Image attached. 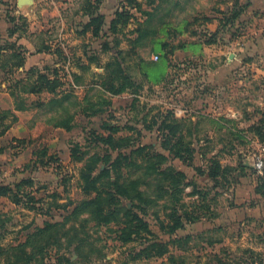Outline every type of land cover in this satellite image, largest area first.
Instances as JSON below:
<instances>
[{"label": "rangeland", "instance_id": "obj_1", "mask_svg": "<svg viewBox=\"0 0 264 264\" xmlns=\"http://www.w3.org/2000/svg\"><path fill=\"white\" fill-rule=\"evenodd\" d=\"M15 1L0 0V49L3 50L0 54V93L10 94L14 80L25 79L32 68L51 67L61 72L63 82L55 94L64 90L71 92L81 104L79 109L84 111L74 118L72 130L62 136L64 143L51 150L47 139L55 135L52 125L65 115L62 107L58 103L48 104L54 94L50 98L45 96L42 101L36 100L38 95L25 96L27 105L35 103L33 110L39 108L30 115V121L39 124V129L31 139L21 140L22 145L17 141L15 151L1 150L0 183L14 186L32 180L33 185H23L22 190L32 193L34 201L24 199L25 203L16 207L0 202L3 206L0 210L3 251L0 264H23L16 261L21 253L12 249L27 241L26 251L32 253L29 264H58L61 256L70 259V263L63 264L167 262V257L135 258L147 243L146 239L170 243L174 257L171 264H264V173L259 174L255 168L257 157L264 158V140L252 129L264 120V112H244L240 121V108H244L240 101V46H229L224 54L210 59V54L206 53L200 59L174 60L180 44L197 41L192 40L188 31L178 38V30H175L180 26L178 22L192 21L189 0H184L185 9L177 15L179 0H144L143 9L141 3L138 10H130L133 17L126 27L118 28V33H103L98 40L77 48L86 60L75 54L72 58L66 56L69 59L65 72L62 73L63 68L58 65L63 61L60 53L55 54L62 59L56 64L14 71L16 67L13 69L12 64H18V59L11 57L14 51L24 59V67L32 56L46 52L41 48L44 37L34 42L22 16L12 20ZM233 30L227 35V42L214 44L226 45L237 35V28ZM202 40L205 39L202 37ZM228 54L232 57L228 58ZM156 55L157 61L153 60ZM114 59L121 62L135 84L133 89L117 95L106 90L114 72V65H108ZM71 68L76 70L78 89L69 79ZM168 68L170 73L166 76ZM22 87L29 89L26 85ZM20 90L23 89L19 86L17 92ZM4 99L0 94V102L4 103ZM46 99L48 102L44 103ZM253 99L248 96L245 104H251ZM38 102L43 104L36 107ZM64 107L70 112L76 111L68 102ZM109 125H120L116 137H129L132 148L147 146L166 156L165 166L184 174L183 190L177 195L178 204L174 205L181 214L184 208L193 211L194 221L185 223L184 229L173 234L163 230L161 221L167 224L166 216L173 205L170 199L151 203L145 213L136 207L138 203L124 200L117 207V221L106 226H98L87 214L76 219L72 217V211L87 199L80 188L83 165L95 154L100 157L116 155L94 139V135L107 134ZM170 134L172 136H168ZM167 136L174 145L182 140V149L189 151L182 153L191 155L192 164L183 163L163 148ZM71 149L77 151L81 161H70ZM213 159L221 164L216 178L208 175ZM45 165L47 167H43ZM126 171L132 177L141 174L135 168ZM149 184H154L152 178ZM145 186L142 189L146 196L154 197L153 191L146 190ZM242 189L245 194H240ZM130 209L150 223L153 236L122 244L118 231L128 220L126 214ZM49 224L55 225L51 234L39 233ZM49 235L52 237L48 238ZM22 257L25 259V255Z\"/></svg>", "mask_w": 264, "mask_h": 264}, {"label": "trees", "instance_id": "obj_2", "mask_svg": "<svg viewBox=\"0 0 264 264\" xmlns=\"http://www.w3.org/2000/svg\"><path fill=\"white\" fill-rule=\"evenodd\" d=\"M104 0H84V10L92 16L86 29L93 27V35L99 37L102 35V29L104 26V17L102 15L95 16L94 14L100 9V6ZM146 1V0H145ZM148 1V0H147ZM154 1V0H152ZM151 1V4H154ZM120 10L117 11L115 18L110 25V33L115 34L119 32V27H126L133 17L130 10L141 8L140 0H122ZM140 30H138L139 33ZM0 49V54H2ZM55 53L62 56L60 50H55ZM59 56V57H60ZM11 57L18 59L17 65L12 64L13 69H24V59L14 51ZM112 64L114 65V72L111 73L109 79L111 85L106 90L112 95H117L125 92L126 90L133 89L135 87L132 78L125 73L122 64L117 59H114ZM104 72L107 66L103 68ZM26 72V71H25ZM63 72V70H62ZM14 73V72H13ZM61 72L58 69H52L51 67L44 68H32L26 73V78L23 80H14V83L10 87V95L15 101V110H26L27 98L25 95H36L43 92L54 94L55 96L48 102L58 103L62 107L64 116L57 119L53 124L56 128H63L67 132L74 127V118L78 113L84 111L79 109L81 104L79 100L69 91H61L57 94L56 90L63 86L62 79L60 77ZM74 80L73 84L76 85V74H71ZM72 84V83H71ZM72 84V85H73ZM28 86L29 89H25L22 86ZM21 89L17 92L18 87ZM58 92V91H57ZM76 108L75 112H70L64 107L67 103ZM26 103V104H25ZM43 103H37L36 107L41 106ZM33 104H31L32 106ZM35 105V103H34ZM86 110V109H85ZM18 118L13 111L4 110L0 111V136L4 135L12 124L17 122ZM169 128V126H166ZM255 134L260 140H264V120L252 126ZM107 134L94 135V139L97 144H101L107 147L110 152H116L115 156L107 155L100 157V154H95L90 157L80 170V188L82 192L87 196L80 205H78L71 213L72 217L76 219L82 214H87L91 221H94L98 226H106L117 221V207L121 205L122 201H130L132 203H138L136 206L142 213L146 212V209L151 203L158 200L170 199L173 204L171 207V213L168 214L167 224L165 221H161V228L173 234L178 230L184 229L185 223H191L194 221V213L189 209H185L180 213L175 204H178L177 195L183 190L181 180L184 179V174L176 171L172 167L165 166L166 156L153 152L147 146H138L136 149L130 145L131 139L129 137H116L121 128L120 125H109L106 129ZM171 131V130H170ZM172 132V131H171ZM172 136V134L168 135ZM166 139V143H163V148L169 150L174 154L175 158H178L183 163L192 164L191 155L186 156L185 153H189L185 148L182 149L183 143L180 139L176 145L173 144L171 137ZM176 148H179L176 150ZM186 150V151H185ZM70 158L72 162L81 161L82 159L77 155V151L71 149ZM103 168H101V165ZM135 168L140 171L141 174L138 177L130 176L127 169ZM221 170V164L217 159L211 161V167H209L208 175L212 178L219 176ZM154 180V184H149V179ZM32 186V180H24L14 186L4 185L0 183V198H8L15 205L24 204V199L28 202H33L34 197L32 193L22 190V186ZM146 185V186H145ZM145 186L146 190L150 189L154 193V197H147L146 191L142 189ZM126 216L128 220L123 224V227L118 231V240L122 244H128L135 238H145L153 236L150 223L143 217L134 213L131 209L127 212ZM55 225H47L46 228L41 229L39 233L51 234V230ZM52 236L49 235L48 238ZM147 243L137 253L135 258L150 259H163L167 257V262L162 264L174 263V257L170 252V243L162 241H151L146 239ZM174 243H177L176 241ZM179 243V241H178ZM29 245V241L20 244L17 247H13V251L21 253L16 256V261H22L23 264H29L32 260V253L26 251ZM175 245V244H174ZM42 251V248H40ZM252 253V252H251ZM3 255L2 248L0 247V257ZM22 255H25L23 259ZM79 256V255H78ZM60 263H70V259L65 256L59 257ZM262 262H260L261 264Z\"/></svg>", "mask_w": 264, "mask_h": 264}, {"label": "crops", "instance_id": "obj_3", "mask_svg": "<svg viewBox=\"0 0 264 264\" xmlns=\"http://www.w3.org/2000/svg\"><path fill=\"white\" fill-rule=\"evenodd\" d=\"M121 1L104 0L100 9L94 14L95 16L102 15L105 19L102 34L107 33V35H110V25L117 11L121 8ZM140 2L143 9L145 6L144 0H140ZM188 3L192 21L188 23L186 21L178 22L180 26H176L175 30H178V38L184 36L188 31V33H191L192 40L196 39L197 41L186 45L185 43L180 44L178 55H174L173 59H200L206 53L210 54L208 56V59H210L211 56L224 54L229 46H240V101L243 102L244 107L240 108V121L243 119L244 112H250L251 110L264 112V0H189ZM14 4L16 8H12V10L14 9L11 13L14 16L12 20H15V16H18V18L22 16L30 27L34 42L39 37H44L41 48L44 47L46 52L28 59L24 67L25 70L42 64H56L63 59L58 65L65 72L68 56L72 58V55L75 54L86 60L84 55L77 52V48L98 40V37H95L92 33L93 27L86 29L92 16L84 10V0H32L31 4H26L23 7L19 6L18 0H16ZM177 4L176 15L184 11L185 8L183 7L186 3L184 0H179ZM131 26L130 24L129 28ZM234 27L237 28V35L231 38L228 43H225L226 45L214 44V42H227L226 37L230 32L235 31L233 30ZM202 37L205 40H202ZM57 49L62 52L61 60L55 55L54 50ZM229 55L231 54L227 55L228 58H231L232 56ZM228 62L230 61L228 60ZM74 72L76 70L71 68L70 76ZM166 73V76H168L170 68L167 69ZM70 76L69 79L72 81V76ZM0 94L5 98L4 103L0 102V111H13L18 118L17 122L12 124L4 135L0 136V152L3 148L15 151L17 141L22 145L23 141L21 140L31 139L36 130L39 129V124L30 121L32 118L30 115L37 112L39 108L33 110L34 105H32L33 107L28 105L26 110L16 111L15 101L11 98V95L6 92ZM36 95H38L36 100L41 101L45 96L51 97L48 92ZM248 96L254 97L251 104H245ZM43 101L47 103L48 99ZM52 128L55 135L47 139L49 144L47 146L51 150L52 148L55 150L64 143L62 136L67 131L63 128H56L54 125H52ZM51 154L50 151L49 155ZM43 167H47V165ZM45 170H48V168H45ZM36 173L37 171L33 175L35 176ZM240 194H245L244 189L240 191ZM0 202H6L5 205L13 207L17 206L4 197L0 198ZM1 204L0 210L3 208Z\"/></svg>", "mask_w": 264, "mask_h": 264}, {"label": "built area", "instance_id": "obj_4", "mask_svg": "<svg viewBox=\"0 0 264 264\" xmlns=\"http://www.w3.org/2000/svg\"><path fill=\"white\" fill-rule=\"evenodd\" d=\"M159 59V57L156 55L153 57V60L157 61ZM75 89H78V87L76 85H72ZM262 150L264 151V145L262 146ZM255 168L258 171L259 174L263 175L264 173V158L263 156H259L257 157L256 161H255Z\"/></svg>", "mask_w": 264, "mask_h": 264}, {"label": "water", "instance_id": "obj_5", "mask_svg": "<svg viewBox=\"0 0 264 264\" xmlns=\"http://www.w3.org/2000/svg\"><path fill=\"white\" fill-rule=\"evenodd\" d=\"M32 0H18V5L21 6V4H31Z\"/></svg>", "mask_w": 264, "mask_h": 264}]
</instances>
